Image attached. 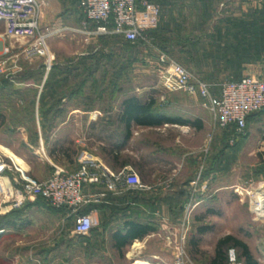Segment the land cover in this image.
<instances>
[{
	"label": "rangeland",
	"instance_id": "374dc122",
	"mask_svg": "<svg viewBox=\"0 0 264 264\" xmlns=\"http://www.w3.org/2000/svg\"><path fill=\"white\" fill-rule=\"evenodd\" d=\"M76 1L49 0V5L43 12L45 15L42 25L53 28L52 30L55 31L48 39L49 51L55 58L52 68L58 66L60 69L67 71L72 70V67L73 69L79 68L78 77L73 78L75 86H78L82 80L89 78L88 73L96 69L100 71L99 75L95 77L94 87L85 89V104L82 102L80 105L82 108L74 112L68 110L66 112H53V115L56 116L65 115L83 118V121L81 118L77 119L80 121L78 123L64 126L35 125L33 119L36 116H44L47 109L37 110L33 107V91L21 104H18L15 99L17 97L16 92L3 93L7 90L5 84L14 91L13 85H17L18 82L32 84L31 89H34L37 85L35 84L37 80L35 74L39 67L44 64L45 59L33 55L28 57L25 51L29 44H25L23 41L16 42L6 39L4 37L5 27L0 23V41L4 47L11 48L10 52H3L1 56L8 77H0V151L6 154L9 153L15 169H19L25 177L30 179H46L52 171L47 164L38 163L34 155L27 151L29 146L31 152H34L33 148L38 143L36 134L38 127L43 133L44 141L51 144L55 156L67 153V158L68 156L79 158L83 152L89 154L93 150L94 153L96 150L93 148H96L98 152L105 156L108 166L114 169L113 157L107 154V150L108 147L114 144L113 132L115 126L99 125L97 128V126L86 125L84 122L86 114L84 113L100 111L108 116H118V109H114V106H119V102H122L127 96H139L144 100H150V96L154 95L159 103L165 101L172 103V100H174L172 94H167L162 86L157 71L156 53L151 48L143 45L127 46L125 42L115 38L116 36H108L113 39L103 40L100 38L107 36H94L77 30L76 21H78V17L71 14L72 6ZM89 38L98 39L94 41L87 40ZM92 52H98L96 53L98 55L90 60L87 54ZM180 63L191 68L187 62L182 61ZM45 73L46 68L44 67V75ZM49 74L51 76L52 72ZM219 79L228 78H217V80ZM228 80H231V78ZM138 90L142 93H139ZM93 91L95 92L92 93ZM180 101L185 102V96H182L177 102ZM88 107L90 108L88 109ZM46 115L51 114L47 113ZM21 127L27 129L26 140L19 138L21 136L18 135L17 129ZM103 128L107 130L98 131L99 133H97L98 129ZM223 135L222 131H219L211 145L210 138L205 136L202 139V158L199 164L202 162L203 168L213 166L210 160L217 153L220 159L221 144L225 140L224 137L222 138ZM229 135L232 134L229 133ZM99 138L103 139L100 141ZM228 143L229 145L235 144V139L233 143L231 140ZM10 144L12 146H9ZM189 144L193 143L190 142ZM229 148L231 149V147ZM23 153H26L25 158L22 156ZM128 154V152L123 153L117 160L128 159ZM19 155L21 156L19 157ZM4 159L10 162L8 158ZM59 159L57 158V161H60ZM133 159L139 160L141 155L139 154ZM233 160L234 180L221 183L235 185L234 190L239 193L244 192L249 200L257 198L255 192L243 191V188L250 187L254 182H248L245 177L239 176V174L242 175L241 172L246 168L247 163L252 162L253 158L249 157L248 154H235ZM225 164L224 162L223 164L218 162L217 166L219 168L220 166L225 167ZM178 166L176 172H170V176L167 177L171 182L170 191L172 189L177 190V184L182 183L189 175L188 170L184 171L186 169L185 165ZM15 175L12 172H5L2 175L3 178H1L6 180L9 177L11 180ZM238 177H241L242 180H237ZM4 180L2 181L4 182ZM2 181L0 180V218L6 217L17 209L18 211L13 215L17 226L15 228L0 229V264H133L135 260H148L156 264H176L177 248L180 245L184 247V264H208L214 255L218 240L227 233L234 234L247 242L259 264H264V252H261L259 247V245H264V223L262 220L256 219L254 212L253 215L250 214L249 216L247 210L238 205L236 206L235 202L223 206V215L215 219L216 221H205L203 223L207 226H214L215 222L216 228L200 237L198 251L193 250L190 241L196 234V226L199 223L196 222L195 217L200 215V211H196V207L193 208L189 217L185 220L186 205H170L171 217L170 220L164 223V229L157 230L150 239L140 241L141 244L138 242L132 243L125 250L124 255H121L113 247L111 236L113 230L120 227L118 216L120 215L121 219L127 216L125 206L111 210V220L113 221L117 217L116 223L114 221L110 222L111 220L109 222H99L98 226L89 235L80 236L74 231V220L70 217L68 211L49 207L42 200L35 199L21 208L8 211L9 202ZM187 191V197L189 194L192 195L193 186L191 189L188 187ZM109 194L115 197H123V199L125 197L139 200L145 193L127 191L120 194ZM238 196V194L235 195V197ZM248 206H250V203ZM180 207V216L175 218L172 216V212ZM114 213L116 214L114 215ZM2 222L0 220V224ZM136 244L138 245L136 246ZM230 249H235L237 255L240 256L239 249L233 247ZM242 262L244 264L243 260Z\"/></svg>",
	"mask_w": 264,
	"mask_h": 264
},
{
	"label": "crops",
	"instance_id": "0c3cea01",
	"mask_svg": "<svg viewBox=\"0 0 264 264\" xmlns=\"http://www.w3.org/2000/svg\"><path fill=\"white\" fill-rule=\"evenodd\" d=\"M149 1L160 8L159 32L162 40L164 42L170 40L168 45H176L179 50L182 49L187 54L182 59L194 58V60L202 62L197 67V71L200 75L210 78L208 82L237 81L246 76L264 78V0ZM77 3L78 0L72 6L71 14L78 17L76 27L78 28L77 30L82 31L84 28V17L78 9ZM44 15L45 13L42 15V21ZM42 21V28H49L44 27ZM97 39L89 38L87 40L94 41ZM49 73L44 75V70H37L35 74V78L37 76V80L35 79L37 83L35 82V84L37 85H35L34 89H31L32 84L18 82L17 85H13L14 91L8 88L3 93L11 94L16 92L17 97L15 99L18 104H21L33 91V107L37 110L56 108L65 112L67 110L74 112L82 108L76 97H66L58 103L47 94L44 87ZM217 78H231V80H217ZM218 93V90H216V94ZM167 94H172L174 98L172 103L168 101L159 103L156 101L155 110L166 118L180 120L178 123L163 121L161 125L146 126L141 125L136 120L127 122L119 116L121 101L119 106H114V109H118V116H108L100 111L84 113L86 114L84 120L86 125L97 126V128L99 125L115 126L113 132L114 144L108 147L107 150V154L113 157L114 169L108 166L105 156L98 152L96 148H93L96 150L94 153L91 149L92 151L89 154L97 162L106 165L114 172L129 168L137 173L142 182L148 187V189L141 191L145 193L141 196V199L132 200L130 198L124 197L123 199V197L112 196L106 192V188L100 185L89 186L86 188L89 193L106 192L107 195L103 202L91 204L98 205V207L89 209V206L87 208L89 210L88 213H93L98 219V223L109 222L112 215L111 210L125 206L127 208V216L123 219H121L120 215L118 216L119 226L126 221H135L151 224L157 230L164 229V223L170 220L171 217L169 206H183L189 203L191 195L189 194L187 197V189L188 187L191 189L192 183L200 176L195 193V200L198 202L196 211H200V215L195 217L196 222L199 223L198 226L206 225L203 224L205 221H216L215 219L223 215V206L232 202H235L236 206L245 208L249 216L250 214L253 215L251 205L255 200L257 201V198L249 200L244 195V192L239 193L234 190L235 185L221 182L234 180L235 173L232 166L234 155L248 154L253 160L247 163L246 168L241 172L242 175L239 174V176L245 177V180L254 183L250 187L243 188V191L247 190L248 192L249 190L251 193L255 192L256 194L258 192L264 193V110L249 116L245 134L239 135L234 126L228 129H214L212 115L203 106V100L200 97H192L181 92ZM182 96H185L186 101L177 102ZM150 97L151 99H156L154 95ZM150 100L142 99L143 103H148ZM53 112L48 113L51 114L49 116H36L33 119V124L39 126L42 124L64 126L80 122L77 119L81 117L74 118L61 113L62 116H56L53 115ZM81 120L83 121V118ZM82 121L81 123H83ZM127 123L130 124L129 128ZM106 130L104 128L98 129L97 133ZM219 131H222L224 134L222 138H225V142L223 141L221 144L220 159L217 153L210 160L213 166L203 168L202 162L199 164L202 158V139L207 136L210 138L211 145ZM17 132L21 136L19 138L26 140L27 129L25 127L18 128ZM229 133L232 135L230 136ZM36 134L38 143L33 148L34 152H31L29 146L27 151L34 155L38 163L47 164L51 168L50 175L56 167L62 168L67 172H74L79 168V158L73 156H68L67 158V153H62L61 156L58 154L54 155L51 144L44 141L40 127H38ZM102 137L104 138V136ZM103 138H99V140L101 141ZM234 139L235 144L233 143ZM229 140L232 141V145H229ZM190 142L193 144H189ZM9 146L12 145L10 144ZM126 152L129 153V158L118 161L117 159ZM139 154L141 159L134 160L133 158ZM25 155L26 153L22 154L24 158ZM57 158H60V161H57ZM218 162L220 164L226 163L225 167L220 166L219 168L217 166ZM178 165H185L186 169L184 171L188 170L189 175L182 183L177 184V190L172 189L170 191L171 182L167 177L170 176V172H176V168H179ZM198 165L199 167L197 168ZM12 173L18 174L17 172ZM241 177H238L237 180H242ZM236 194L239 196L235 197ZM249 203L250 206H248ZM180 209L181 207L175 209L172 212V216L175 218L180 216ZM113 221L116 223L117 217ZM113 221L111 220L110 222ZM262 222L264 223V220ZM209 228V231L215 229V222L214 226H209ZM155 233L148 235L143 240L150 239ZM228 234L231 233L226 235ZM140 241L142 240H135L134 242L139 243ZM259 247L261 252H264V245H259Z\"/></svg>",
	"mask_w": 264,
	"mask_h": 264
},
{
	"label": "built area",
	"instance_id": "2783aa9c",
	"mask_svg": "<svg viewBox=\"0 0 264 264\" xmlns=\"http://www.w3.org/2000/svg\"><path fill=\"white\" fill-rule=\"evenodd\" d=\"M48 5L49 0H0V23L5 27L4 37L29 44L26 55L45 59L46 73L51 70L55 60L48 48V39L55 31L41 26L42 15ZM78 9L84 17L81 32L94 36H119L125 41L151 48L157 56V71L165 92H181L200 97L203 106L212 115L214 129L234 126L239 135H244L248 117L264 110L263 79L246 76L237 81L210 83L157 47L150 32L159 27L160 8L151 1L80 0ZM10 50L0 41V77H8L1 56ZM78 160L80 166L74 172L56 167L48 179L35 180L25 177L19 169L16 170L11 155L0 151V180H4L2 175L5 172L18 173L13 179L8 177L2 181L9 202L8 211L41 198L53 208L67 210L74 220L75 233L87 236L99 223L93 213H82L84 207L103 202L106 192L120 194L148 189L139 175L129 168L114 172L85 152ZM199 179L200 176L193 183L194 191L185 207V220L198 203L195 193ZM93 185L103 186L106 192L89 193L86 188ZM256 204L255 200L251 205L256 219L264 220V213L260 214L254 209ZM177 253L176 264H184V247L180 245ZM228 262L243 264L235 249L228 250Z\"/></svg>",
	"mask_w": 264,
	"mask_h": 264
},
{
	"label": "trees",
	"instance_id": "16d2710c",
	"mask_svg": "<svg viewBox=\"0 0 264 264\" xmlns=\"http://www.w3.org/2000/svg\"><path fill=\"white\" fill-rule=\"evenodd\" d=\"M80 0H78L79 3ZM77 3V4H78ZM51 29V28H50ZM53 29V28H52ZM150 36L154 42V44L164 50L167 54H169L173 59H175L177 62H187L191 68H187L193 73H195L197 76H199L201 79L205 81H210V78L204 77L200 75L197 71V67L200 65V61L192 59H182V57H186L187 54L183 52V50H179L178 46H172L168 45L170 43L168 40L163 41L160 37L159 27L150 32ZM115 38H119L125 44L128 46H135L140 45L138 43H131L128 41H125L122 37L116 36ZM100 39H113L111 37H101ZM167 43V44H164ZM98 52H94L88 55L90 60L96 58ZM83 63V62H82ZM84 64V63H83ZM182 64V63H180ZM195 64V65H194ZM183 65V64H182ZM71 69V68H70ZM39 70H44V64H42L39 67ZM79 68L72 67V70L67 71L64 69H60L58 66H54L52 68L51 76L49 74V77L45 83L44 90L47 91V94L56 100L58 103H60L63 99L66 97L72 98L76 97L80 104L83 102L85 104V89L87 87L93 88L95 85V77L99 75V69H96L92 71L91 73H88V77L86 80H82L78 86L74 85L73 78L78 77V71ZM74 71H77L76 73ZM50 72V73H51ZM240 80V79H239ZM217 81V80H215ZM7 82V81H6ZM5 82V83H6ZM9 83V82H7ZM5 88L8 89V85L5 84ZM93 91L92 93H94ZM97 93V92H96ZM100 93V92H99ZM100 95V94H98ZM34 99V98H33ZM155 102L156 99H151L148 103H143L142 99L138 96H130L125 98L122 101L120 114L122 119H125L127 122L131 120L138 121L141 125L146 126H153V125H161L163 121L171 122V123H178L180 120H172L169 118H166L162 114L158 113L155 110ZM47 109L45 115L47 113H50L52 111L54 112H60L61 110H58L56 108H44ZM62 112V111H61ZM187 123V122H184ZM127 127H130V124L127 123ZM51 130V129H49ZM54 152V150L52 149ZM38 200H42L47 206H49L43 199L37 198ZM90 206V207H89ZM85 208V210H82V213H88V207L90 208H96L98 205H89ZM51 207V206H49ZM59 210H65V209H59ZM18 211L15 210L11 214L7 215L6 217H1L0 220L3 222L0 224V229L3 228H15L17 226L16 221L14 220V213ZM67 211V210H66ZM94 229V228H93ZM92 229V230H93ZM210 230L209 226L207 225H199L196 227V234L191 238L190 245L193 248V250L198 251L199 244H200V237L208 232ZM157 231V228H155L151 224H143L140 222L135 221H126L124 222L120 227H117L115 231L113 232L111 238L113 241V247L121 254L124 255L125 250L135 241V240H143L148 235L155 233ZM92 232V231H91ZM233 247L236 249H239L240 256L239 259L244 261V264H259V261L254 257L252 254L249 245L242 239L236 237L235 235L228 234L222 237L218 240L214 255L209 260L208 264H229L228 262V250Z\"/></svg>",
	"mask_w": 264,
	"mask_h": 264
},
{
	"label": "bare ground",
	"instance_id": "6f19581e",
	"mask_svg": "<svg viewBox=\"0 0 264 264\" xmlns=\"http://www.w3.org/2000/svg\"><path fill=\"white\" fill-rule=\"evenodd\" d=\"M261 191H263V190L261 189ZM254 209L257 210L258 213H260V214L264 213V193L263 192H258L257 193V204L254 207ZM139 243L141 244V242H139ZM137 245L138 244H136V246ZM134 252H136V251H134ZM133 264H156V263H152V262H150L148 260H135Z\"/></svg>",
	"mask_w": 264,
	"mask_h": 264
}]
</instances>
